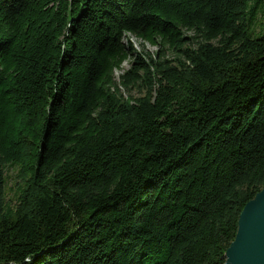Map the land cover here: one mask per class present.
<instances>
[{
	"label": "trees",
	"instance_id": "obj_1",
	"mask_svg": "<svg viewBox=\"0 0 264 264\" xmlns=\"http://www.w3.org/2000/svg\"><path fill=\"white\" fill-rule=\"evenodd\" d=\"M263 189L264 0H0V264H225Z\"/></svg>",
	"mask_w": 264,
	"mask_h": 264
},
{
	"label": "water",
	"instance_id": "obj_2",
	"mask_svg": "<svg viewBox=\"0 0 264 264\" xmlns=\"http://www.w3.org/2000/svg\"><path fill=\"white\" fill-rule=\"evenodd\" d=\"M225 264H264V189L244 208Z\"/></svg>",
	"mask_w": 264,
	"mask_h": 264
},
{
	"label": "rangeland",
	"instance_id": "obj_3",
	"mask_svg": "<svg viewBox=\"0 0 264 264\" xmlns=\"http://www.w3.org/2000/svg\"><path fill=\"white\" fill-rule=\"evenodd\" d=\"M132 43L136 48V50L141 54H145L144 51L149 52L150 54H154L157 51L155 47L147 43L137 41L136 38L135 39L132 38ZM144 56L147 58L146 55ZM130 66H131V62L127 61L123 64L122 70L116 71L115 76L118 82H119V77L123 74L124 71L130 69ZM120 92L129 102H134V99L139 98L144 94V92H142V89L140 90L139 88L135 90L133 89L127 90L121 87ZM20 186L21 183L19 178L17 177V170L13 168L8 172V185H7V198L12 204L16 203L18 199V196L20 194L19 191Z\"/></svg>",
	"mask_w": 264,
	"mask_h": 264
}]
</instances>
